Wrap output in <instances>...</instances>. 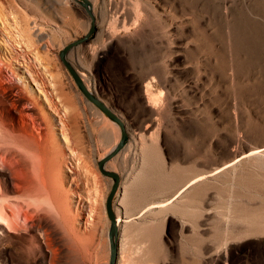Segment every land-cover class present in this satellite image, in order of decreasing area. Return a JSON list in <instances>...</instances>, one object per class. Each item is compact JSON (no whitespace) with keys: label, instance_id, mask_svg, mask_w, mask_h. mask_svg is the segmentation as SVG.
Segmentation results:
<instances>
[{"label":"rangeland","instance_id":"obj_1","mask_svg":"<svg viewBox=\"0 0 264 264\" xmlns=\"http://www.w3.org/2000/svg\"><path fill=\"white\" fill-rule=\"evenodd\" d=\"M118 1L135 15V0ZM197 1L151 0L159 17L147 20L146 34L127 55L118 52L123 47L119 39L97 41L96 21L94 32L67 54L83 73L84 84L122 116L129 135L106 167L121 177L114 201L120 218L117 264H264V0H233L229 17L219 4ZM15 5L43 27L42 35L37 32L44 39L38 38L39 46L50 45L52 69L63 73L73 100L68 108L73 114L81 109L70 135L79 157L66 150L65 158L73 167L80 161L77 173L88 175L92 192L97 187L105 195L100 264H110L106 203L114 181L102 174L99 163L117 148L122 132L84 96L60 56L89 35L92 17L81 0H12ZM114 16L110 12V20ZM231 41L238 68L235 84L230 79ZM41 51L44 56L45 49ZM157 70L167 80L156 84L154 93L164 91V104H172L161 118L151 114L139 86ZM55 132V145L65 148ZM152 132L159 135L155 167L143 162L138 140ZM63 170L64 185L72 189V174L65 165ZM1 233L0 264H74L67 251L58 256L45 251L39 234Z\"/></svg>","mask_w":264,"mask_h":264},{"label":"bare ground","instance_id":"obj_2","mask_svg":"<svg viewBox=\"0 0 264 264\" xmlns=\"http://www.w3.org/2000/svg\"><path fill=\"white\" fill-rule=\"evenodd\" d=\"M231 1L198 0L197 4L217 3L229 17L227 9ZM88 2L100 29L97 41L108 38L113 44L119 39L123 47L118 52L123 55L128 54L131 46L141 42L148 29L147 20L159 15L151 0H135V15L127 13L126 5L118 0ZM100 4L102 7L97 19L95 15ZM15 7L12 8V0H0V232H34L43 238L45 251L52 252L54 256L67 251L74 264H100L102 242L99 233L105 195L97 187L92 192L94 187L89 189L88 175L77 173L78 168L81 170L80 161L73 167L65 158L67 153L73 158L79 157V149L70 135L72 126L77 125L82 115L81 109L74 107L73 114L68 108L73 100L66 92L63 73L56 74L52 69L54 61L48 54L50 45L39 46L44 40L40 37L43 27L28 14L27 9L20 7L21 12L17 8L19 6ZM110 12L115 14L112 20ZM119 24H123L122 27ZM229 47L232 54L230 71L233 73L230 79L235 84L238 68L232 41ZM41 48L45 49L44 56ZM77 73L84 81L83 73ZM150 75L153 77L146 84L142 82L139 85L140 97L152 110L151 114L161 118L172 111V104H164V91L155 94L154 88L167 78L158 70ZM84 85L92 92L88 85ZM14 89H17L15 98L8 99V93ZM119 117L123 121L122 116ZM55 130L61 134L65 148L55 145ZM158 139L156 132L150 133L148 138H138L144 150L143 162L149 166H156ZM64 165L72 174V189L69 190L64 185Z\"/></svg>","mask_w":264,"mask_h":264},{"label":"water","instance_id":"obj_3","mask_svg":"<svg viewBox=\"0 0 264 264\" xmlns=\"http://www.w3.org/2000/svg\"><path fill=\"white\" fill-rule=\"evenodd\" d=\"M81 1H82V4L88 10V12L91 15L92 20H93L90 33L84 39L78 40L77 42L72 43V44L68 45L67 47H65L64 50L61 52L60 56H61L63 63L65 64L67 69L72 74L73 78L75 79L78 87L80 88V90L82 91L84 96L90 102H92L94 105H96L101 111H103L111 120L116 122L121 128L122 136H121V141H120L119 145L111 154H109L106 158H104L99 163V169L102 172V174L108 178H111L114 181L112 188H111V191H110V194L107 198L106 209H107L109 219L111 221V227H110V232H109V238H110V244H111V261H110V264H117L118 255H119L118 254L119 253V238H118V236H119V224H118L117 215H116L115 210H114V201H115V198H116L117 193H118L120 186H121V177L118 173H116L114 171H110L106 167H107V163L109 161H111L126 146V144L128 143V140H129V135H128V131L126 129V125L124 124L122 119L117 114H115L102 100L97 98L92 92H90L88 90V88L84 85V82L82 81V79L79 76V74L77 73V71L74 69V67L67 60V54L72 49H74L76 46H78L80 43H82L84 40H86L96 29L95 19L93 17V14H92L90 8H89L90 5H89L88 0H81Z\"/></svg>","mask_w":264,"mask_h":264}]
</instances>
